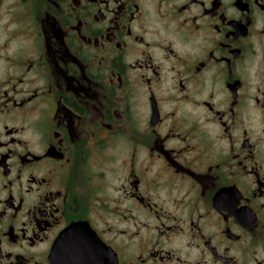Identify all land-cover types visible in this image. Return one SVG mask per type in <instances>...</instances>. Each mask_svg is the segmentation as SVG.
Returning a JSON list of instances; mask_svg holds the SVG:
<instances>
[{
	"label": "flooded vegetation",
	"instance_id": "1",
	"mask_svg": "<svg viewBox=\"0 0 264 264\" xmlns=\"http://www.w3.org/2000/svg\"><path fill=\"white\" fill-rule=\"evenodd\" d=\"M0 264H264V0H0Z\"/></svg>",
	"mask_w": 264,
	"mask_h": 264
}]
</instances>
